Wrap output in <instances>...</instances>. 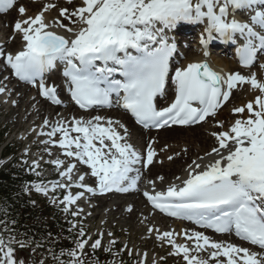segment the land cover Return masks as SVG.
I'll return each instance as SVG.
<instances>
[{
  "label": "snow or ice",
  "instance_id": "1",
  "mask_svg": "<svg viewBox=\"0 0 264 264\" xmlns=\"http://www.w3.org/2000/svg\"><path fill=\"white\" fill-rule=\"evenodd\" d=\"M15 2L0 0V11L11 8ZM56 7L48 2L34 16H29L26 7L20 5L18 12L26 18L15 21L9 39H15L18 34L22 47L15 52L0 50V58L11 69V75L38 88L39 95L55 105L63 101L58 86L46 83L45 74L57 64L63 65L64 88L80 109L111 108L115 97V106L130 113L138 125L147 129L205 122L216 116L238 86L249 85L250 91L258 93L246 104L231 109L238 118L225 130L211 133L216 146L193 159L183 178L176 177L178 182L170 183L164 191H156L155 182L149 180L147 183L153 191L146 190L143 195L154 210L169 217L190 221L215 233H234L259 249L213 240L194 229L177 233L149 226V233H154L162 245L171 247L169 255H182L186 264L212 261L264 264V80L258 79L257 72L244 75L217 70L208 59L212 40L235 43L239 37L243 40L236 49L239 63L245 68L254 66L258 54L264 52V0H81L71 11L59 8V16L47 21L45 13ZM240 10L249 13L247 19L236 18L235 13ZM204 21L206 26L200 37L204 59L177 66L173 71L177 39L169 37L167 31L181 22ZM260 70L264 73V64ZM169 84L173 96L170 102L158 106L157 98L166 96ZM6 91V87L0 86V93ZM216 125L224 128L222 121H216ZM41 128H50L39 133L48 137L41 141L46 145L45 151L51 154L47 145L58 146L69 162L65 164L60 158L51 160L60 179L32 182L31 187L44 195L65 190L62 199L49 198L52 203L63 205L65 213L85 193L135 189L141 179L136 165L148 168L156 155L152 140L148 141L146 155H142L129 142L128 127L108 116H72L70 121L61 117L53 122L45 118ZM57 134L59 139H54ZM172 158L168 156L169 160ZM77 163L90 170L95 187L84 182L87 174L79 173ZM38 167V161L33 160L29 171ZM157 179L163 181L164 177ZM73 187L83 191L72 194ZM28 190L26 184L24 191ZM128 210L131 211V206ZM82 211L78 209L70 214L77 217ZM4 230L8 231L7 227ZM85 236L81 225L75 247L63 250L60 256L53 255V259L58 264H84L85 247L90 245L95 251L102 246L101 238L92 241ZM180 236L184 243H178ZM115 243L110 240L104 250L111 252ZM14 244L26 247V242L18 241L14 235L7 238L0 235V264H25L14 255ZM127 251L131 256L132 250ZM201 253H207L208 258ZM65 254L68 259L62 260L60 257Z\"/></svg>",
  "mask_w": 264,
  "mask_h": 264
},
{
  "label": "bare ground",
  "instance_id": "2",
  "mask_svg": "<svg viewBox=\"0 0 264 264\" xmlns=\"http://www.w3.org/2000/svg\"><path fill=\"white\" fill-rule=\"evenodd\" d=\"M19 1H21L24 4V6L27 9V15L29 16H34L37 12H39L42 9L43 4H45L43 0L42 1L19 0ZM56 3H61L64 5H66L67 3L71 5L74 3L77 4V6H79L81 0H71V2L59 1ZM14 6L12 7V9L14 8ZM51 13L52 10H49L48 12L45 13V18L49 22L54 21V17H50ZM235 15L237 19H239L238 16L240 15H242L244 19H247L249 13L245 10H240L237 11ZM4 17L5 18L2 19L3 17L0 16V20H2V22H0V48L2 46L5 47L6 50H8L7 52L18 51L22 47V43H23L21 37L18 34L15 36V39H9V37L13 35L12 25L15 23V21L17 19H23L26 17L20 16L19 12L15 14L12 13V15H5ZM64 22L67 23V21ZM204 22L205 25L202 26V31H204V28L206 26V21ZM191 25L192 24H190V26ZM186 38L187 37H184L185 40H187ZM198 38L199 35H197V38L195 39V42H197V44L195 43L191 45L194 46V48H191L190 50H186L184 54L178 56V58L175 61V65H174L175 67L186 65L187 63L192 61L204 59L202 53V47L201 44H199ZM208 59H209V63L214 68H216L217 70L222 69L224 72H234L237 70L240 71V73L242 72L244 73V75L245 74L247 75L252 71V67H253L252 66L249 69L243 70L238 67L235 59L233 58L228 59L225 55L214 56L212 55V53H210ZM260 63L264 64V62H260ZM257 70L259 71L260 69ZM259 76L263 78L264 73L261 72V75ZM5 77H8V79L5 80L4 79ZM50 79L52 80L56 79L57 81V76L45 77L46 82H50L49 81ZM13 84L14 82L12 80L11 73L8 70V67L5 66L3 58H0V86L6 87L7 89L6 92L0 93V117L4 118V127L10 128L11 132L14 133L18 141H20L21 139L27 141L28 143V147L26 148L27 151L29 149L36 151L35 152L36 155L33 157V160H36L39 163V167L36 168L39 169L38 171L42 170L45 166H48L49 162L46 161L45 158H48L49 160L60 158L62 160H65V164H67L69 161L66 157L63 156L62 151L58 146L47 145V147H49L51 150V154L45 151L46 145L41 141L47 140L48 137L46 135H39L41 131L45 133L50 131V128H43V129L41 128L45 118H47L50 122L56 121L61 117L70 121L71 117L74 116L73 112H71L72 107L70 106L69 102H66L65 98H63L64 95L63 84L59 83L57 85L58 91L62 95L61 99H63L62 106L65 107L60 112H57L60 106H51L46 99L40 98L38 96V93L33 92L31 90V87L26 85L14 86ZM237 90L238 89H236L235 91L232 90V94L230 97L235 98L238 94L236 92ZM252 96L253 94L250 93L247 94L245 100L251 98ZM12 101H16V103L13 104ZM242 104L245 103L239 102L237 106L238 105L240 106ZM94 114L95 113L92 112L90 114L86 113L80 116H84L87 118L94 116ZM97 114L102 116L111 115L113 119L119 118L118 120L124 123L128 127V129H130L129 142L133 144V141L135 142L137 138L140 139L141 144L143 145V146L141 145L143 147L142 155H146V149L149 139L146 138L145 131L133 125L130 118L125 113H123L118 107L112 108L108 112H106L105 110H101L100 113ZM76 116L79 117V115ZM236 118L238 117L233 115L231 109L229 111H222L221 115H219L218 120H221L223 122L224 119H227L229 121V124L228 125L224 124V128H220V131L225 130L230 125V123L233 122ZM205 125H206V121L203 122L200 126H205ZM190 128L191 127H187V128L171 127L168 130H186V129L189 130ZM208 129L209 131H205V132L193 131L190 137H188L186 140L187 142H190L185 148L187 149V151L185 152L184 149H180L179 155H176L178 152H174V157L172 156L173 158L171 160L168 159V156H170L171 153L165 154V152H163L162 150L159 149L160 150L159 152L157 150V154L154 157L153 163L150 164L148 168H144L141 164L143 174L149 177H155L157 176V174L162 173L164 175V180L161 182L155 181V187L157 188H164L167 187L172 182H178L175 180V178L176 177L183 178L186 175L187 165L191 164L193 159H195L197 156H203L205 152L210 151L212 147L216 146V144H214L215 138L211 136V132H219V129L213 125L210 126V128ZM160 131L162 132V129ZM71 135L75 136L76 133H72ZM54 139H59V134H57L56 137H54ZM176 139L182 140V138L177 133L168 132L159 140L157 141H155L156 139L153 140V146L154 148H156L159 147V145H161L163 142H166L168 140L174 141ZM41 143L43 144V146H41ZM191 144H194L193 145L194 148L189 147L191 146ZM182 145H183L182 148H184L186 144L184 145L182 143ZM176 146L177 145H175L174 147ZM195 146L196 147L199 146L198 151L195 149L196 148ZM190 156L192 157V159L187 160V158ZM204 162L207 163V160H205ZM77 169L78 171L79 169H84V171L88 170L87 167L79 163H77ZM76 175L77 173L74 172L73 173L74 178ZM59 179L60 177L57 180ZM84 182L91 184V186L95 187V178L91 177L90 170L88 171V175L85 176ZM144 182L145 181H142V183L138 186V188L140 189L138 194L136 193L135 189L129 190L128 192L113 191L106 193L104 195H100V194L92 195L85 193V196L77 200V202L72 206L75 208L74 211H77L78 209H83V211L79 214V216L75 218L76 219L78 218L76 220L77 222L78 220H83V221L85 220L90 224V226H92V231L90 232L89 237L93 241L97 238H101V240L108 239L109 237H112L115 234L114 230H110V233H112V235L111 236L106 235L104 233V230L102 229V222L105 220L107 216H111L112 220L120 222L128 231L130 230L131 232H135V233L142 232L141 237L138 238L137 240V246L140 247L141 249H139L136 252V257L138 258V261L144 260L145 264H153V261H155V264H158V260L156 259V256L153 255V250L155 248V244L160 241L156 239L154 233H149L147 231L148 227L154 226L162 231L171 229V230H175L177 233L181 232V230L183 229H191V228L189 225L182 224L181 222L170 223L165 218L159 217L157 214L153 213L148 207V201L146 197L143 195L144 191L147 190L149 192H152L153 188L151 187L150 184H144ZM72 189H71V193L72 192L74 193L75 191H82L79 188H76L75 191H73ZM155 190L159 191L157 189ZM96 199L99 200V203H95ZM89 202H94V204L92 203L90 204ZM129 206H131V211L128 210ZM96 219L99 220L98 222L99 225L97 230L95 231L94 221ZM109 221L111 220L109 219ZM110 225L112 226V224ZM101 233L103 234L102 236ZM204 233L206 232L204 231ZM127 239L128 237L126 236L124 238L125 243L127 242ZM221 239L227 242L229 241L231 242L235 240V237L233 235H228V236H223ZM177 241L178 243H184L183 236L178 237ZM144 253H147V257L144 256ZM201 255L204 256V258L206 259L208 258L207 253H201Z\"/></svg>",
  "mask_w": 264,
  "mask_h": 264
},
{
  "label": "rangeland",
  "instance_id": "3",
  "mask_svg": "<svg viewBox=\"0 0 264 264\" xmlns=\"http://www.w3.org/2000/svg\"><path fill=\"white\" fill-rule=\"evenodd\" d=\"M20 5H24V4L20 3V2H17L15 7H14V9L12 11H10L7 15H12V13H14V14L17 13L18 12V8H19ZM56 5H57V7L52 9L53 11L50 14L51 15L50 17H54V19L57 18L56 14H59V8L68 6L66 8H68L70 10V8L75 7V5L77 6V4H74V3L71 4V5L69 3H67L66 6H64L63 4H56ZM2 17H3L2 19L5 18L4 16H2ZM238 18L241 19V20H245L242 17V15L238 16ZM0 22H2V20H0ZM260 62H264V55H262V57L254 65V68H252L253 72L256 71L258 73L257 74L258 79H260L259 75H261L260 71L257 70V69H260V66H259V65H261ZM235 72H238V71H235ZM242 74H244V73H242ZM51 83L57 85V82H51ZM236 89H238L236 91L238 94L235 92L237 94V96L235 98L234 97L230 98V100L225 104V106L220 111H218L216 116L211 118V119H209L206 122L205 126H196V127H193V128L191 127L189 130H187V129L186 130H168V129H166V130H163L162 132H157V133L156 132H147V133H145L147 139H150L152 141L155 140V139H156L155 141L159 140L160 138H162L168 132L169 133H177L182 138V140L176 139L174 141L168 140L166 142H163L161 145H159V147L155 148L156 154H157V150H158V152L160 150H162L163 152H165V154H170L171 153L170 156L174 157V152H178L179 153L180 149H185L187 147V145L190 143V142H187L186 140H187L188 137H190V135L192 134L193 131L205 132V131H209L208 128H210V126H212V125L217 127L216 121H221V120H218V119H219V115H221L222 111H229L233 107H236L237 104H239V102L240 103H245V101H246L245 97L249 93L253 94V96L258 94L257 92L255 93L253 91H250V86L249 85L238 86ZM253 96L251 98H254ZM64 108H65L64 106L62 108L59 107L60 110H63ZM59 109L57 110V112H59ZM108 117H112V116L110 115ZM112 119H113V117H112ZM116 119L117 118H115L114 120H116ZM223 122H224L225 125L229 124V121L227 119H224ZM217 128L220 131V128L219 127H217ZM136 140H137V142H136ZM136 140H135V142L133 141L134 146L138 149V151L141 152L142 149H143V147H142L143 145L141 144L140 139L137 138ZM24 141L25 140H23V139L18 141L16 139V136L14 135V133L11 132L10 128L4 127V118L0 117V152L2 150L4 151V148L6 147L5 151L3 152L2 156L0 157V168L4 167L6 164L10 163V161L15 158V161L17 162L16 163L17 167H20V168L23 167V169L25 171V174H30V175L33 174L35 176L36 180H37L36 182L43 181V182L47 183L49 181H56L59 178V175H58V171H57V169L55 167L48 168V169L43 168L40 171H37L36 169H35V171H29V169L32 167V161H33V157L36 155L35 154L36 151H30V150H32V149H30V150L27 151V153H25V150L28 147V143H27V141H25V142ZM182 143L184 145L186 144L184 146V148H182L183 147ZM214 144H216V141H215ZM175 145H177L176 146L177 148L174 147ZM193 145L194 144H191V146H189V147H193L194 148ZM41 146H43L42 143H41ZM165 146H167V147H165ZM198 147L199 146H197L195 148L197 151H198ZM189 159L191 160L192 157L190 156V157L187 158V160H189ZM45 160L50 162L47 158H45ZM26 168H28V169L26 170ZM37 173H39V175H37ZM49 173H52V178L50 180H44ZM160 176L164 177V175L162 173H159L155 177H148L149 178L148 181L149 180L153 181L155 179L159 180V179H157V177H160ZM150 178H153V179H150ZM159 181H161V180H159ZM141 183H142V181L137 183V186L135 188V191H136L137 194H138V192L140 190L138 188V186ZM55 192L53 194L52 193H48L47 195H44L43 193H40V192H37V191L34 190L30 194L31 195L33 194V196H36L37 200L34 199L31 195H29V196L32 197L31 198L32 199L31 204L32 205L34 204V206L37 209H41V208L44 207L45 202L51 201L49 199L50 197H52V196H55V197L61 196V199H62L63 195L65 194V190H63V189H57ZM89 203L91 204L92 202H89ZM95 203H99V200L96 199ZM92 204H94V203H92ZM62 209H63V205H62ZM62 209L58 213L55 212L54 214H52V217H50L49 219L52 222H54L56 220H62L63 221V219L65 220V218L67 217V214H70V212L75 210V208L72 205L70 206V212L69 213H65ZM70 216H71L70 223L72 225L73 224L77 225L73 229L75 231L79 232L80 226L82 225L84 227L85 233H86L85 239H87L89 237L90 232L92 231V226H90V224L87 221H85V220L84 221L83 220H78V222H77L71 214H70ZM107 217L102 222V229L104 230V233L106 235H108V233H110V230H114L115 234L112 237H109L108 238L109 240L108 239H103L102 240V246L99 249H96L95 251H97L99 253L106 252L104 249L106 247H109V241L110 240H115L116 243L111 246L112 250H111L110 253L114 257L116 264H134V262L138 261V258L136 257V252L139 249H141V248L137 246V240H138V238L141 237L142 232L141 233H135V232H131L130 230L128 231V230H126V228L120 222L112 220L111 216H107ZM109 219L111 221H109ZM98 222H99L98 219H96L94 221V230L95 231L98 228V225H99ZM110 224H112V226ZM126 236L128 237V239H127V242L125 243L124 242V238ZM135 239H136V241H135ZM23 242H26V247H24V248H20L19 244H14L13 245V247L15 248L14 255L16 256L17 260H23L25 262V264H40L41 260L44 261V264H57L56 261L53 259V255L51 253H48L42 247H40V245H38V244H36L34 242H31V241H28V240L23 241ZM125 245L127 246V249H131L132 250V255L131 256L128 254L127 249H125ZM121 249H125V250L121 251ZM84 250L87 251V252H94L91 249L90 245H87ZM170 252H171L170 247H165L164 244L162 245L161 243H156L155 244V248L153 250V255L156 256V259L158 260V264H186V262L182 258V255H169ZM161 258H163V259H161ZM211 264H215V262L212 261Z\"/></svg>",
  "mask_w": 264,
  "mask_h": 264
},
{
  "label": "trees",
  "instance_id": "4",
  "mask_svg": "<svg viewBox=\"0 0 264 264\" xmlns=\"http://www.w3.org/2000/svg\"><path fill=\"white\" fill-rule=\"evenodd\" d=\"M30 180L31 177L14 164L0 170V231L18 240L39 243L48 253L58 256L63 250L75 247L78 235L71 234L68 224L49 219L55 213L53 206L37 209L29 203V190L24 191V187ZM60 258L67 260L68 256Z\"/></svg>",
  "mask_w": 264,
  "mask_h": 264
}]
</instances>
